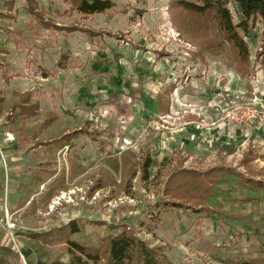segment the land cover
Listing matches in <instances>:
<instances>
[{
	"label": "rangeland",
	"instance_id": "rangeland-1",
	"mask_svg": "<svg viewBox=\"0 0 264 264\" xmlns=\"http://www.w3.org/2000/svg\"><path fill=\"white\" fill-rule=\"evenodd\" d=\"M37 1L57 29L38 24L26 0L0 18L2 264H69L66 244L38 236L72 220L81 244L126 228L177 264L262 256L264 188L247 180L264 181V160L242 163L264 151L263 21L241 32L250 52L242 64L212 16L171 0H111L95 15L70 0ZM15 92L30 93L36 116H15L17 108L7 121ZM85 128L91 135L63 149L48 145ZM222 166L244 177L226 175L194 200L198 211L158 207L172 175L183 183Z\"/></svg>",
	"mask_w": 264,
	"mask_h": 264
},
{
	"label": "trees",
	"instance_id": "trees-1",
	"mask_svg": "<svg viewBox=\"0 0 264 264\" xmlns=\"http://www.w3.org/2000/svg\"><path fill=\"white\" fill-rule=\"evenodd\" d=\"M4 12H0V18H12L10 14L14 10L15 0H2ZM73 8L83 15L102 14L112 10L115 4L111 0H70ZM234 8L239 19L235 23L229 8L230 0H171L172 7L184 11L186 13L199 16H212L216 21L220 32L224 39L232 46L237 53L238 59L242 64H246L250 58L249 47L241 32L246 33L250 25H254L258 19L264 23V0H233ZM27 13L31 15L38 24H41L47 29H57L53 27V22L45 18L44 13L39 9L37 0H26ZM52 23V24H51ZM61 64V63H60ZM243 76L244 71L241 70ZM6 83H9L11 78L3 75ZM16 96L21 97L20 103L15 105L11 112L7 115V121L14 122L13 115L18 108L19 112L15 116L31 117L36 116L37 104L33 107L28 105L30 93L20 94L15 92ZM4 98H0V113ZM33 107V108H32ZM90 132L85 128L75 131L71 135H66L55 140H52L48 145H54L58 149H63L69 145L70 141L78 138L82 134ZM71 138L67 143V139ZM263 159L264 151H256L251 149L245 154V159L242 165L246 166L253 159ZM147 163L144 167H148ZM146 171V170H145ZM235 169L226 167H214L203 173L190 175L183 183L175 184L178 176L182 173L172 175L168 181L165 191V199L160 202L158 207L163 206L165 209H189L191 211H198L194 206L195 201H204L215 191L218 182L226 175H235L244 177L237 173ZM183 176V175H182ZM187 179H190L188 182ZM247 183L257 185L259 188H264V181L262 180H247ZM187 200L188 202H185ZM195 200V201H194ZM23 204H20L22 207ZM206 209V208H204ZM208 211V210H205ZM204 211V212H205ZM199 213V212H197ZM203 213V208L201 210ZM159 216L153 218L151 225L153 229L149 230L153 233L159 224ZM82 232L81 224L77 220L70 221L67 225L55 228L50 232L40 234L41 239L45 243H62L68 246L70 252L69 264H177L168 259L162 254L160 248L152 247L148 242L139 238L132 230L123 228L116 234L107 235L100 245H86L81 244L73 237ZM5 247H0V254ZM3 259H0L2 264ZM37 264H67L60 261L51 263L37 262ZM230 264H264V254L260 257L242 259Z\"/></svg>",
	"mask_w": 264,
	"mask_h": 264
},
{
	"label": "crops",
	"instance_id": "crops-1",
	"mask_svg": "<svg viewBox=\"0 0 264 264\" xmlns=\"http://www.w3.org/2000/svg\"><path fill=\"white\" fill-rule=\"evenodd\" d=\"M157 227H158V226H157ZM155 231H157V229H156Z\"/></svg>",
	"mask_w": 264,
	"mask_h": 264
}]
</instances>
